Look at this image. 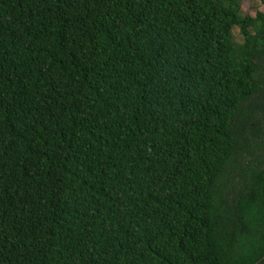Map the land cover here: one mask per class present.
<instances>
[{"label":"trees","instance_id":"trees-1","mask_svg":"<svg viewBox=\"0 0 264 264\" xmlns=\"http://www.w3.org/2000/svg\"><path fill=\"white\" fill-rule=\"evenodd\" d=\"M243 1L0 0V264H261Z\"/></svg>","mask_w":264,"mask_h":264},{"label":"rangeland","instance_id":"rangeland-1","mask_svg":"<svg viewBox=\"0 0 264 264\" xmlns=\"http://www.w3.org/2000/svg\"><path fill=\"white\" fill-rule=\"evenodd\" d=\"M242 8L243 11L246 14L251 15L252 17H256L258 12L264 11V5L261 3V0H244L242 3ZM235 38L239 43L243 42V35L241 34L240 29H236L235 31ZM257 75L264 81V61L260 60L257 62ZM264 92V86L263 89L260 93ZM259 94L256 96L258 97ZM252 101V100H251ZM249 103V102H248ZM247 104L244 105V107H247ZM262 113L260 109H258L254 115V119H261ZM261 132H254V134L249 135L248 130L245 131V138H243V141L246 142L247 146H245L244 142V149H242L238 156V166L241 169V167H246L247 161L251 159V162L257 161L258 163H261L263 161V155H264V150H263V144L260 141V135H258ZM258 135V136H257ZM254 138V139H253ZM251 139V141H249ZM251 153V155L249 154ZM240 175L235 173L233 181V186L236 188L239 184L240 181Z\"/></svg>","mask_w":264,"mask_h":264},{"label":"flooded vegetation","instance_id":"flooded-vegetation-1","mask_svg":"<svg viewBox=\"0 0 264 264\" xmlns=\"http://www.w3.org/2000/svg\"><path fill=\"white\" fill-rule=\"evenodd\" d=\"M263 60L264 61V54L260 57H257L255 59V63L257 64L258 61ZM262 81V88L260 90V92L263 89L264 86V81L261 79ZM257 93L253 98L252 101H249L246 109H247V123L243 129V138H245V131L248 130L249 135L254 134V132H259L261 130V132L258 134L260 135V141L263 144V150H264V92L262 93ZM259 94L258 97H256ZM260 109L262 116L261 119H254V115L256 113V111ZM257 135V136H258ZM254 139V138H253ZM248 140V139H247ZM246 140V142H247ZM249 141H251V139H249ZM245 146H247L246 142L243 141ZM248 147V146H247ZM251 155V153H249ZM254 167V168H253ZM246 170H248V173H250L251 169H256V171H260L263 176H264V155H263V161L261 163H258L257 161L255 162H251V159L247 161ZM261 264H264V257L261 260Z\"/></svg>","mask_w":264,"mask_h":264}]
</instances>
